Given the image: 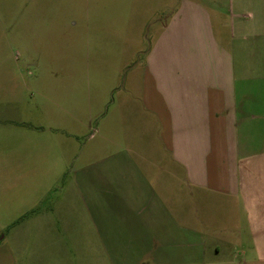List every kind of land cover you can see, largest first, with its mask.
Masks as SVG:
<instances>
[{
    "label": "crops",
    "instance_id": "obj_1",
    "mask_svg": "<svg viewBox=\"0 0 264 264\" xmlns=\"http://www.w3.org/2000/svg\"><path fill=\"white\" fill-rule=\"evenodd\" d=\"M180 1L141 64V87L125 98L149 124L147 142L135 140L132 151L117 143L116 154L69 175L85 238L112 264H184L188 249L198 252L189 191L217 193L228 207L242 200L254 224L264 223V0ZM36 212L23 223L0 217V264H40L44 225L58 253V207Z\"/></svg>",
    "mask_w": 264,
    "mask_h": 264
},
{
    "label": "rangeland",
    "instance_id": "obj_2",
    "mask_svg": "<svg viewBox=\"0 0 264 264\" xmlns=\"http://www.w3.org/2000/svg\"><path fill=\"white\" fill-rule=\"evenodd\" d=\"M180 3L0 0V217L18 223L58 207L65 221L56 225L58 253L44 225L40 264H112L85 238L84 207L69 192V175L116 154L117 143L131 142L132 151L135 140L147 142L149 124L132 117L125 98L141 87V64ZM49 188L58 193L48 197ZM228 202L188 192L187 214L198 219L188 224L203 237L184 264H264V223L254 224L242 200ZM19 230L13 225L10 235ZM28 242L34 251L36 239Z\"/></svg>",
    "mask_w": 264,
    "mask_h": 264
}]
</instances>
